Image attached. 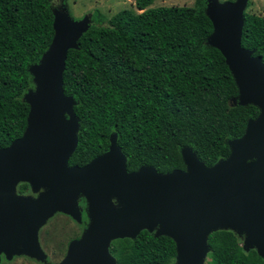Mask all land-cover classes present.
Wrapping results in <instances>:
<instances>
[{"label": "trees", "instance_id": "1", "mask_svg": "<svg viewBox=\"0 0 264 264\" xmlns=\"http://www.w3.org/2000/svg\"><path fill=\"white\" fill-rule=\"evenodd\" d=\"M152 1L133 0L138 12L121 9L108 18L92 9L77 47L66 51L62 91L73 98L78 122L68 165L107 150L114 133L127 171L183 169L184 147L210 166L228 155L227 141L257 115L254 105L233 103L235 82L220 52L206 43L212 25L205 0L148 7ZM63 2L0 0V147L24 130L27 69L50 43L52 10ZM240 45L264 65L263 16L243 12ZM17 191L28 185L19 183ZM207 244L206 264H264L230 230L209 233ZM109 252L116 264H171L175 247L167 236L140 230L133 239L112 240Z\"/></svg>", "mask_w": 264, "mask_h": 264}, {"label": "water", "instance_id": "2", "mask_svg": "<svg viewBox=\"0 0 264 264\" xmlns=\"http://www.w3.org/2000/svg\"><path fill=\"white\" fill-rule=\"evenodd\" d=\"M246 1L205 0L212 25L206 43L220 52L235 82L233 103L252 104L258 113L241 136L227 141L225 158L206 166L184 147V168L165 173L147 165L127 171L114 133L104 152L81 166L67 164L78 122L73 98L62 91V72L90 14L72 19L62 7L52 10L50 43L27 69L34 87L23 94L24 130L0 147V253L42 257L37 229L56 211L80 221L82 197L87 225L58 264H116L110 242L133 239L140 230L173 241L171 264H203L207 236L216 230L242 235V249L264 260V65L240 45ZM19 183L29 193H17Z\"/></svg>", "mask_w": 264, "mask_h": 264}, {"label": "rangeland", "instance_id": "3", "mask_svg": "<svg viewBox=\"0 0 264 264\" xmlns=\"http://www.w3.org/2000/svg\"><path fill=\"white\" fill-rule=\"evenodd\" d=\"M218 1L222 2L226 0ZM192 4L193 0H153L148 7L160 5L191 6ZM59 7L64 8L67 15L72 19H79L94 8L98 9L106 16V18L121 9H130L138 12V10L134 8L133 0H64L62 6L60 5ZM243 11L258 14L264 17V0H247ZM33 87L34 83L31 79V87L29 89H33ZM233 101L236 102L237 98L233 99ZM77 205L80 210V221H77L67 214L56 211L37 229V243L43 253L42 257H31L23 252H20L18 254L11 255L10 258H6L3 253H0V264L60 263L65 256L68 243L80 236L88 222L85 213V202L82 197L78 198ZM237 238L242 248L243 236L239 235ZM242 250L247 252L250 249ZM203 264H206V259H204Z\"/></svg>", "mask_w": 264, "mask_h": 264}, {"label": "flooded vegetation", "instance_id": "4", "mask_svg": "<svg viewBox=\"0 0 264 264\" xmlns=\"http://www.w3.org/2000/svg\"><path fill=\"white\" fill-rule=\"evenodd\" d=\"M17 185H18V184H17ZM16 192H17V193H20V194L29 193V188H28V191H25V192L22 193V192L17 191V186H16ZM81 212H82V211H81ZM81 215H82V214H81Z\"/></svg>", "mask_w": 264, "mask_h": 264}]
</instances>
